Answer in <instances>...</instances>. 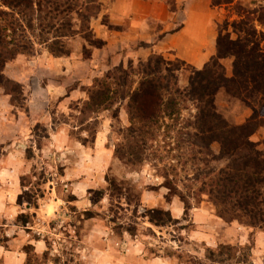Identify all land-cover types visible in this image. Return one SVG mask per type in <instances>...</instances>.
I'll use <instances>...</instances> for the list:
<instances>
[{
  "label": "rangeland",
  "instance_id": "obj_1",
  "mask_svg": "<svg viewBox=\"0 0 264 264\" xmlns=\"http://www.w3.org/2000/svg\"><path fill=\"white\" fill-rule=\"evenodd\" d=\"M161 1L168 10L164 21L144 15L116 23L109 11L114 0H98L101 10L92 17L91 28L102 44L91 46L78 34L64 39L68 55L56 56L37 43L34 55L22 54L6 64L5 75L19 82L23 92L17 85L9 86L13 91L0 86V168L7 169L3 178L16 177L21 190L13 200L0 193V264H137V255L160 256L172 264H255L253 259L264 264V239L257 235L264 229L219 216L209 196L200 191L209 178L203 170L217 173L226 161L219 158V142L206 146L192 134L188 124L195 110L190 103L182 105L178 120L161 121L153 135L141 136L129 129L123 95L109 109L87 106L96 80L130 60L137 64L160 53L167 60L181 58L194 65L183 57L186 48L179 52L178 39H165L184 24L189 0ZM207 1L217 36L218 27H223V33L236 38L233 22L264 18V0L195 4ZM256 26L260 30L258 21ZM233 62V57L222 60L230 76ZM183 69L181 87L190 74L188 67ZM216 104L232 124H243L252 113L225 90L217 93ZM118 110L117 119L113 115ZM251 139L264 151V126ZM71 163L77 181H82L73 188L75 193L63 180L65 166ZM168 181L177 185L190 209L177 195L167 200ZM148 191L160 196L145 200ZM58 197L60 205L48 214L45 203ZM77 198L88 205H74ZM173 199L184 208L179 217L172 212ZM153 208L168 210L172 220L152 223L148 214ZM195 210L210 213L212 219L196 221ZM238 223L250 233L237 237ZM195 230L202 232L191 235ZM209 231L216 245L206 244L204 233Z\"/></svg>",
  "mask_w": 264,
  "mask_h": 264
},
{
  "label": "trees",
  "instance_id": "obj_2",
  "mask_svg": "<svg viewBox=\"0 0 264 264\" xmlns=\"http://www.w3.org/2000/svg\"><path fill=\"white\" fill-rule=\"evenodd\" d=\"M100 10L98 0H0V86L17 85L23 92L22 85L7 77L4 69L19 55H34L37 43L46 45L56 56L70 54L64 39L78 34L91 46L102 44L91 28V19ZM233 26L236 38L218 27L216 51L202 68L181 58L167 60L160 53H152L137 64L130 60L127 66L120 64L96 80L89 89L87 106L109 109L123 95L128 100L129 129L141 136L144 132L153 135L161 121L178 120L182 105L190 103L195 110L188 120L192 134L206 146L219 142V158L226 161L217 173L203 170L209 178L200 191L209 196L219 216L264 229V151L251 139L264 126V18H242ZM88 49L84 47V54ZM229 57L234 59L231 76L222 63ZM184 66L190 74L188 84L181 87L179 73ZM220 90L252 110L243 124L230 123L218 111L216 95ZM9 91L13 89L9 87ZM113 117L119 118V110ZM137 157L139 160L140 153ZM166 186L168 201L177 195L186 209L191 208L175 183L168 181ZM148 215L156 225L165 223V217L172 220L170 212L160 208H153Z\"/></svg>",
  "mask_w": 264,
  "mask_h": 264
},
{
  "label": "crops",
  "instance_id": "obj_3",
  "mask_svg": "<svg viewBox=\"0 0 264 264\" xmlns=\"http://www.w3.org/2000/svg\"><path fill=\"white\" fill-rule=\"evenodd\" d=\"M142 7H146V9H144L143 11L141 9ZM109 11L112 20L116 23L125 21L127 17L132 19L135 18L139 20L142 19L144 15H145L144 17L145 19L146 18L149 20L159 19L160 21H164L168 17V10L167 9L163 10L161 0H114L112 6L109 8ZM183 21L184 24L182 25V27L178 31H176L175 34L166 36L165 39H168L167 37H170L171 41H173L174 39H178L179 42L177 43V46L179 52H181L183 47L186 48V51H188V55H183V57L192 61V63H194V65L196 66L199 67L203 66L216 51L217 28L215 24L211 23L209 1H207L205 4L202 2L200 5L199 4L197 5L195 4V0H189L186 3V15ZM136 24H138V22H136ZM73 151L79 153L81 150H73ZM5 170L7 171V169L0 168V193L2 194L4 193L6 194V196L9 195L10 199L13 200L14 196H16V193H19V190H21L20 185L18 184L16 177L10 178L9 180L8 178L7 179L3 178ZM16 170L17 169H13V172L18 174V170L17 172ZM74 170H75V166L73 165V163H71L70 165H66L65 174L63 177V180L69 182V185H71V189L73 193H75V190H73L75 185L82 182V181H77L74 174L75 173ZM9 171H11V169H9ZM156 194L152 195L148 191L145 193L144 199L151 201L150 200L152 199L151 197L155 196V198H158L160 196L159 193L158 196ZM59 200L61 199H59L58 197V199H53L50 200L49 202H46L44 205L45 208L43 209H45V211L48 214L51 213L52 211L55 212V210L60 205ZM74 205L78 207H82V206L84 207L88 204L87 202H85V199L82 200L81 198H77L74 200ZM170 206L172 207L173 214L177 215L176 217H179L184 212V208L181 206L180 203H178V201H176V199L175 200L173 199L172 204ZM193 215L195 216L196 221L199 219L200 220L207 219V222H209V220L212 219L211 218L212 215L210 213L205 214V212H202V210L201 211L195 210ZM215 224L221 225L222 223L219 220H215ZM233 224L234 223H232L231 225ZM236 229H237V237L241 236L244 231L246 233H250L249 232L250 230H248L247 227H244L239 223L237 224ZM201 232L202 230H195L192 232L191 235H194V233L197 235ZM204 234H206L207 236L205 238L207 245L213 246L218 243L217 238L213 237L210 231ZM257 235L259 236V238L264 239L263 232L259 231ZM130 250L131 248L129 249V251ZM136 260H137V264H172L171 260L161 258L160 256L145 258L144 256L137 255ZM253 262L257 264L258 260L253 259Z\"/></svg>",
  "mask_w": 264,
  "mask_h": 264
}]
</instances>
